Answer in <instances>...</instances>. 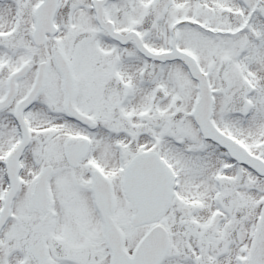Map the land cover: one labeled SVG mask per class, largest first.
I'll return each instance as SVG.
<instances>
[{
	"label": "snow or ice",
	"instance_id": "6c2138e0",
	"mask_svg": "<svg viewBox=\"0 0 264 264\" xmlns=\"http://www.w3.org/2000/svg\"><path fill=\"white\" fill-rule=\"evenodd\" d=\"M0 264H264V0H0Z\"/></svg>",
	"mask_w": 264,
	"mask_h": 264
}]
</instances>
